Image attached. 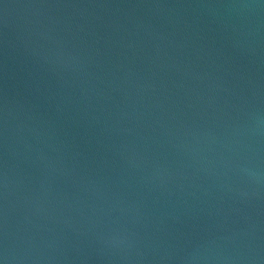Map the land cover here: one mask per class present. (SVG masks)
I'll list each match as a JSON object with an SVG mask.
<instances>
[{"label": "water", "instance_id": "1", "mask_svg": "<svg viewBox=\"0 0 264 264\" xmlns=\"http://www.w3.org/2000/svg\"><path fill=\"white\" fill-rule=\"evenodd\" d=\"M0 264H264V0H0Z\"/></svg>", "mask_w": 264, "mask_h": 264}]
</instances>
